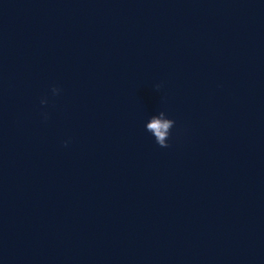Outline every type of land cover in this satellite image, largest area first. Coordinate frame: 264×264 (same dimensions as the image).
Returning <instances> with one entry per match:
<instances>
[{
    "label": "water",
    "instance_id": "1",
    "mask_svg": "<svg viewBox=\"0 0 264 264\" xmlns=\"http://www.w3.org/2000/svg\"><path fill=\"white\" fill-rule=\"evenodd\" d=\"M262 165L264 0H0V264H157Z\"/></svg>",
    "mask_w": 264,
    "mask_h": 264
},
{
    "label": "clouds",
    "instance_id": "2",
    "mask_svg": "<svg viewBox=\"0 0 264 264\" xmlns=\"http://www.w3.org/2000/svg\"><path fill=\"white\" fill-rule=\"evenodd\" d=\"M52 92L53 94H58L59 93V89L58 88H53L52 89ZM41 103H46V101H41ZM175 124V121L174 120H170V121H166L164 122L163 124H161L159 121H154L152 122L150 125H149V129L150 130H155L156 132V143L162 147V148H167L169 147V134L168 132L166 131L168 129V127L170 125H174ZM165 137H168L167 140L165 139ZM67 143V141L65 142V144Z\"/></svg>",
    "mask_w": 264,
    "mask_h": 264
}]
</instances>
